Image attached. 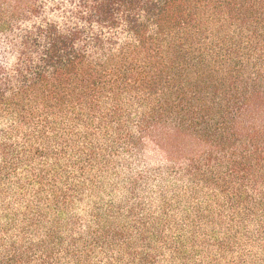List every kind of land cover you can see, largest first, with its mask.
<instances>
[{
  "label": "trees",
  "instance_id": "obj_1",
  "mask_svg": "<svg viewBox=\"0 0 264 264\" xmlns=\"http://www.w3.org/2000/svg\"><path fill=\"white\" fill-rule=\"evenodd\" d=\"M0 264H264V0H0Z\"/></svg>",
  "mask_w": 264,
  "mask_h": 264
},
{
  "label": "rangeland",
  "instance_id": "obj_2",
  "mask_svg": "<svg viewBox=\"0 0 264 264\" xmlns=\"http://www.w3.org/2000/svg\"><path fill=\"white\" fill-rule=\"evenodd\" d=\"M184 143H186L187 145H189V146H191V145H193L192 143H191V141L190 140H185V142ZM197 198H199L200 199V201H202L203 202V200H202V195L200 194L199 196H196ZM210 201V200H209ZM208 201V202H209ZM216 202L214 201V202H210V204H208L207 206H209V207H211V206H213V209H214V207H216L217 208V210H216V212H219L218 211V204H215ZM217 226V229H213V228H210V227H204L202 230H206L208 233H212V232H217V234L219 235V236H221V237H225V235H224V233L226 232V230L224 231V227H221L219 224L218 225H216Z\"/></svg>",
  "mask_w": 264,
  "mask_h": 264
}]
</instances>
